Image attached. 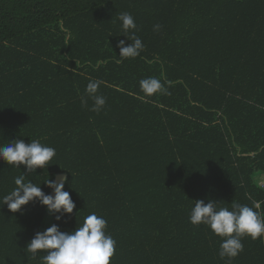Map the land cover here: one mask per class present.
Segmentation results:
<instances>
[{
    "label": "trees",
    "instance_id": "16d2710c",
    "mask_svg": "<svg viewBox=\"0 0 264 264\" xmlns=\"http://www.w3.org/2000/svg\"><path fill=\"white\" fill-rule=\"evenodd\" d=\"M122 12L136 29L121 31ZM133 32L144 50L116 63ZM147 77L166 92L145 97ZM96 79L100 112L81 106ZM18 138L56 150L25 180L51 194L44 182L66 174L76 208L58 221L38 200L0 202V264H42L34 235L93 212L111 264H264V238L220 259L221 237L189 221L196 200L264 212V0H0V144ZM24 172L0 161V201Z\"/></svg>",
    "mask_w": 264,
    "mask_h": 264
},
{
    "label": "clouds",
    "instance_id": "9594fccd",
    "mask_svg": "<svg viewBox=\"0 0 264 264\" xmlns=\"http://www.w3.org/2000/svg\"><path fill=\"white\" fill-rule=\"evenodd\" d=\"M121 24V31L128 33L136 29L134 17L129 12H122L117 17ZM162 26L156 24L154 31H159ZM126 36V35H124ZM127 37V36H126ZM131 41L127 46L124 40L117 43L119 55L116 63L125 59L136 58L144 50L142 40L132 33ZM103 83L101 80H89L84 95L81 96V106L88 107V99L93 101L91 111L100 112L106 104V98L99 95L98 89ZM171 83V82H168ZM141 92L145 97H150L157 92H166L164 84L157 77H147L139 82ZM6 144H0V161L9 166L20 168L25 166V172L14 179L16 187L2 197L3 205L11 212L21 210L22 206L31 201L38 200L46 206L49 213L57 214L60 220L64 214H72L76 208L68 191L64 190L67 177L59 181L48 178L44 184L53 190V194H45L41 184L26 181L25 176L36 172L37 168L45 169L50 165L56 155L53 147L47 146L39 139H30L25 143L23 139H13ZM259 201H252V206L240 203H231L229 207H218V202L209 199L196 200L191 207L189 221L193 225L203 224L211 232L221 237L218 251L220 259L229 261L243 251V239L250 237L253 240L264 238V212ZM107 221L95 212L87 215L83 223L70 233L60 231L56 224L48 227L43 232H37L26 246V252L33 257L40 256L42 264H111V259L116 251V241L107 233ZM44 250L47 255H40Z\"/></svg>",
    "mask_w": 264,
    "mask_h": 264
},
{
    "label": "water",
    "instance_id": "95a60500",
    "mask_svg": "<svg viewBox=\"0 0 264 264\" xmlns=\"http://www.w3.org/2000/svg\"><path fill=\"white\" fill-rule=\"evenodd\" d=\"M62 177H66V174H58L55 176L54 180L59 181ZM51 194H53V190H52Z\"/></svg>",
    "mask_w": 264,
    "mask_h": 264
},
{
    "label": "built area",
    "instance_id": "2783aa9c",
    "mask_svg": "<svg viewBox=\"0 0 264 264\" xmlns=\"http://www.w3.org/2000/svg\"><path fill=\"white\" fill-rule=\"evenodd\" d=\"M260 185H261V187L264 188V181H261V182H260Z\"/></svg>",
    "mask_w": 264,
    "mask_h": 264
}]
</instances>
